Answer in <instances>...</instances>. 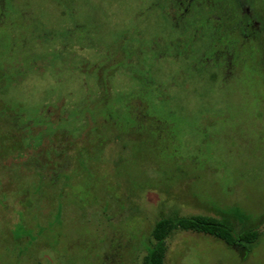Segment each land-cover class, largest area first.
I'll return each mask as SVG.
<instances>
[{"label": "rangeland", "instance_id": "374dc122", "mask_svg": "<svg viewBox=\"0 0 264 264\" xmlns=\"http://www.w3.org/2000/svg\"><path fill=\"white\" fill-rule=\"evenodd\" d=\"M155 1L0 0V264H142L192 215L260 239L175 230L164 264H264V33L205 66Z\"/></svg>", "mask_w": 264, "mask_h": 264}, {"label": "flooded vegetation", "instance_id": "af4514ba", "mask_svg": "<svg viewBox=\"0 0 264 264\" xmlns=\"http://www.w3.org/2000/svg\"><path fill=\"white\" fill-rule=\"evenodd\" d=\"M154 6L183 35L186 50L199 45L216 57L215 67L225 66L246 44H259L264 33V0H156Z\"/></svg>", "mask_w": 264, "mask_h": 264}, {"label": "trees", "instance_id": "16d2710c", "mask_svg": "<svg viewBox=\"0 0 264 264\" xmlns=\"http://www.w3.org/2000/svg\"><path fill=\"white\" fill-rule=\"evenodd\" d=\"M166 20L168 19L166 18ZM169 24L171 29L173 30V26L171 25L170 22ZM183 38H184L183 35L178 34V38L176 39V43H175L176 50L185 51V55L188 56H192L194 54L195 60H193V62L195 63L200 62V64L208 66L209 64H206V61H204L205 59L204 56L206 57V55L203 54L204 50H202V48L199 45H197L192 49L191 53L188 52L185 46L182 44L184 42ZM235 59L237 60V56L235 57ZM210 67H215V66H210ZM223 68L224 66L221 67L222 70ZM217 75L218 74L214 73L212 77L216 78ZM18 117L20 123L24 125L25 122L24 123L22 122L21 116L18 115ZM90 120L97 121L96 117L94 119L90 117L88 120L87 116H85L82 122L86 126L89 125ZM62 121L60 122L59 128L62 127L61 126ZM43 122L47 125H51L50 122L45 121V116L42 111L40 113V118L38 117L34 122H32V124L43 123ZM50 127H52V125ZM78 137L80 136H77L76 138ZM42 143H43L42 137L38 136L35 143L32 144L31 146L38 147L42 145ZM175 230L191 231V232L202 233L215 237L223 241L225 244H227L230 247H234L237 248L238 250H242L243 254L249 253L260 239V233L257 229L255 228L236 229L235 226L231 223V221L226 218H218L208 215H192L185 217H179V216L162 217L158 221H156V223L154 224L151 230L152 246L148 254L143 258L142 264H164L167 253L166 240Z\"/></svg>", "mask_w": 264, "mask_h": 264}]
</instances>
